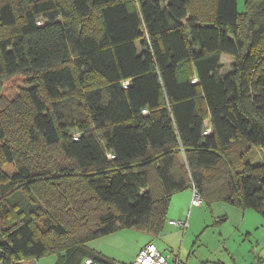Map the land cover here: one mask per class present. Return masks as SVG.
I'll list each match as a JSON object with an SVG mask.
<instances>
[{
	"label": "trees",
	"instance_id": "trees-1",
	"mask_svg": "<svg viewBox=\"0 0 264 264\" xmlns=\"http://www.w3.org/2000/svg\"><path fill=\"white\" fill-rule=\"evenodd\" d=\"M238 3L0 0V89L31 77L0 98V196H30L0 213V264H116L88 244L164 233L190 190L264 217V0Z\"/></svg>",
	"mask_w": 264,
	"mask_h": 264
},
{
	"label": "rangeland",
	"instance_id": "rangeland-1",
	"mask_svg": "<svg viewBox=\"0 0 264 264\" xmlns=\"http://www.w3.org/2000/svg\"><path fill=\"white\" fill-rule=\"evenodd\" d=\"M238 1L239 11L241 14H244L246 12V0ZM231 63V59L226 56L223 57V73L227 72ZM187 66L189 68L190 64L188 63ZM30 78V76H15L5 80L0 89V98L2 101H6L10 107L16 103L24 104V100L26 102L25 94H27V90L30 86ZM5 109L6 110L1 111L2 119H0V124H4L6 120V122L11 125L10 122H12V118L15 116H13L11 109L8 107ZM5 131L6 135H9L12 143L13 139L9 134L10 128L5 126ZM36 151L38 152L37 156H45L43 154L44 151L40 149ZM253 153H255L258 166H263L264 152L255 148ZM3 171L6 175L12 176L17 171V168L11 165H5ZM220 172L221 171L218 170L212 172L210 178L212 179L214 175L217 176ZM57 186H59L60 189L66 188L65 184ZM186 193H192V191H186ZM186 195L185 193H180L175 198V212L180 211L182 207L186 208V206L183 205V200ZM29 199L30 196L25 195L22 191H15L14 194L7 197L0 196V213H3L5 208L11 206L15 202L23 203L24 205V202H29ZM193 205L195 204L193 203ZM211 205L212 207H209L202 203V207H193L187 212V214H191L190 218L192 222H194L192 226L194 231L185 236L184 231L180 232L175 255L180 256L181 263L264 264V217L252 209L242 210L240 207L231 203L228 204L218 201ZM47 211V209L43 208L42 213L44 217H46ZM171 216L172 210L171 213L169 212L168 218H172ZM14 218L12 214L3 218L0 227L7 228L9 224L14 223V221H12ZM222 218H224V221H220ZM41 222H44V218L41 219ZM167 228L168 226L166 227V231L169 230V228ZM145 238H147V241H153L154 243L158 242V240L152 239L147 233L138 232L136 230L120 231L113 236V242L104 245V249H106V253L110 255L109 259L116 262V264H121V256L131 248L133 249L135 245L139 246V242ZM184 240L185 242H183ZM95 241L88 244L90 248L95 250L103 248L101 243L102 240ZM174 242L175 241H173V243ZM158 247L161 248L160 246ZM167 249L169 250L170 248H166V250ZM161 251L164 256L167 258L169 257L170 264H176L174 263V258L168 256V253H170L169 251ZM59 258L57 254H50L37 262L38 264H56Z\"/></svg>",
	"mask_w": 264,
	"mask_h": 264
},
{
	"label": "crops",
	"instance_id": "crops-1",
	"mask_svg": "<svg viewBox=\"0 0 264 264\" xmlns=\"http://www.w3.org/2000/svg\"><path fill=\"white\" fill-rule=\"evenodd\" d=\"M181 193L187 194L185 199L183 200V205L186 206V208L182 207L180 211H176L175 212V210H174L175 206L174 205H175V198L177 197V195H175L173 197L172 201H171V204H170L171 207H170V210H169L170 213H171V210H172V216H171L172 218H170V219L168 218V219H169V222H170V220H173V219L178 220L177 222H180L181 220H186V221L189 222V226L186 229H182L181 230V229H178V228L172 226L168 222L169 224H167V226H168L169 230L166 231V228H165L164 233H162V234H159L157 236H151L150 235V237H152V239L158 240L157 243L156 242L154 243L153 241H147V238H145L144 240H141L139 242V244H138L139 246L135 245V247L133 249L131 248L130 250L126 251L121 256V259H120V263L121 264H133L135 259H136V256L139 254V252L142 249L146 248V246H148L150 244H153V245H155L157 247V249H160L159 251L162 254H163V252L161 250L169 251L170 253H168V256H170V257L172 256L174 258V263L182 264L181 261H180V256L175 255L176 245L178 244L177 242H178V239L180 237V232L184 231V236L188 235L189 233H193V231H194L193 229L194 228L192 226L194 225V222H192V220L190 218L191 214L189 215V213L187 214V212H189L190 208L202 207V206L193 205V197L192 196H194V193H193V195H192V193H186V191L185 192H181ZM220 220H223V219H220ZM114 235H112L110 237H106L104 239H100V240H102L101 243L103 245V248H98L96 250L98 252H101L106 257H108V259L110 258V255L106 253L107 250L104 249V245H106L107 243L113 242V236ZM173 241H175V242L173 243ZM183 242H185V240ZM158 246H160L161 248H159ZM166 248H170V249L166 250ZM167 259L169 261V257ZM117 260H118V258H117Z\"/></svg>",
	"mask_w": 264,
	"mask_h": 264
},
{
	"label": "built area",
	"instance_id": "built-area-1",
	"mask_svg": "<svg viewBox=\"0 0 264 264\" xmlns=\"http://www.w3.org/2000/svg\"><path fill=\"white\" fill-rule=\"evenodd\" d=\"M195 193V192H194ZM193 203L197 206H202V198L199 194L195 193ZM173 225L180 229H186L189 226L188 221L171 222ZM85 264H97L93 259H88ZM133 264H170L167 257L164 256L155 245L150 244L143 249L137 256Z\"/></svg>",
	"mask_w": 264,
	"mask_h": 264
},
{
	"label": "bare ground",
	"instance_id": "bare-ground-1",
	"mask_svg": "<svg viewBox=\"0 0 264 264\" xmlns=\"http://www.w3.org/2000/svg\"><path fill=\"white\" fill-rule=\"evenodd\" d=\"M194 195H195V193H194ZM194 197V196H193Z\"/></svg>",
	"mask_w": 264,
	"mask_h": 264
}]
</instances>
